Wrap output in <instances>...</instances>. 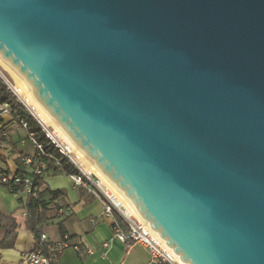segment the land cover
Here are the masks:
<instances>
[{
  "label": "water",
  "instance_id": "obj_1",
  "mask_svg": "<svg viewBox=\"0 0 264 264\" xmlns=\"http://www.w3.org/2000/svg\"><path fill=\"white\" fill-rule=\"evenodd\" d=\"M0 60L183 264H264V0H0Z\"/></svg>",
  "mask_w": 264,
  "mask_h": 264
},
{
  "label": "built area",
  "instance_id": "obj_2",
  "mask_svg": "<svg viewBox=\"0 0 264 264\" xmlns=\"http://www.w3.org/2000/svg\"><path fill=\"white\" fill-rule=\"evenodd\" d=\"M0 79L17 98V102L26 109L29 116L39 127L40 132L50 142L56 152L54 153L55 155L46 153L42 144L36 139L35 132L29 130L25 120H20L16 125L18 129L24 131L26 135L25 141L32 146L33 152L20 155L18 164L25 173L30 175L17 174L11 171L8 173L7 164L0 162V188L14 196L17 203L22 196L24 198L28 196L34 198L38 191L34 186V177L44 178L45 175L54 172L64 174V166L70 165L76 170V173L65 175L69 178L72 187L75 190L84 191L86 195L91 196L102 205V213L98 220L110 223L111 232L115 239L122 242L126 247L140 245L145 248L149 255L148 264H175L171 253L165 249L159 239L149 234L145 224L131 217L120 204L116 203L108 191L101 186L99 180L94 175L84 171L77 157L35 117L33 111L14 93L7 81L2 76H0ZM7 119L13 121L12 112L7 103L0 101V147L9 138L8 132L2 128L3 122ZM16 187L21 189L17 190L15 189ZM58 212L64 217H69L72 214L69 209H60ZM22 217H25L24 212ZM90 222L94 224L96 221L91 220ZM39 241L40 243L46 242V235L41 234ZM108 248V243H103L94 248L72 244L69 237L64 235L58 242L51 244L46 251H43L41 246H37L34 249L23 252L16 264H53L56 258L68 249H72L75 252L83 251L89 256L99 253L100 257L104 258Z\"/></svg>",
  "mask_w": 264,
  "mask_h": 264
},
{
  "label": "crops",
  "instance_id": "obj_3",
  "mask_svg": "<svg viewBox=\"0 0 264 264\" xmlns=\"http://www.w3.org/2000/svg\"><path fill=\"white\" fill-rule=\"evenodd\" d=\"M13 123V121L8 119L3 122L2 128L8 132L9 138L0 147V156L5 159L7 167L11 172L16 171L20 155L23 153L31 154L26 149L29 143L25 142L19 135V129H14ZM43 188L50 191H61V196L54 200L53 204L61 206L63 209H69L72 213L69 217H64L58 213L59 218L49 221L47 224L53 225L50 233L46 232L43 227L41 234L46 235L47 241L42 244L46 249L61 239V235L57 230L58 223H62L65 235L69 237L72 244L93 248L103 243L109 244L104 258H101L99 253L89 256L83 251L75 252L72 249H68L62 252L53 264L149 263V255L145 248L140 245L126 247L122 242L113 237L110 223L98 220L102 213V205L91 196L86 195L84 191L75 190L65 174L54 172L45 175L43 178ZM2 192L4 193L5 190L0 188V193ZM10 198L16 200L14 196ZM52 205H49V207L52 208ZM51 212L49 215L52 216L56 211L52 210ZM12 217L14 216L12 215ZM91 220H95L96 222L92 224ZM3 236L4 232L1 239ZM34 245L35 240L31 232L24 229L18 230L15 234L13 247L11 249H0V264H16L20 260L22 253L32 249Z\"/></svg>",
  "mask_w": 264,
  "mask_h": 264
},
{
  "label": "trees",
  "instance_id": "obj_4",
  "mask_svg": "<svg viewBox=\"0 0 264 264\" xmlns=\"http://www.w3.org/2000/svg\"><path fill=\"white\" fill-rule=\"evenodd\" d=\"M0 101L5 102L9 105L10 110L13 116V122L17 124L20 120H25L28 124L29 130L35 132V137L40 142L46 153L53 154L55 149L50 144V142L45 138V136L40 132L39 127L34 122V120L29 116L26 109L17 102V98L13 93L7 89L5 83L0 79ZM1 139V137H0ZM24 154V153H23ZM0 162L5 164V159L0 156ZM8 172V170H7ZM17 174L30 175L25 173L22 168H20L17 163V169L15 171ZM10 173V171L8 172ZM76 173V170L70 166H64V174ZM34 186L38 189L36 197H20L18 199V204L22 207V211L25 213L23 217V222L18 223L15 217H7V222L5 225L4 236L0 241V249H11L14 244L15 234L18 230L24 229L33 234L35 240V245L32 249L37 246H41L43 251H46V248L42 243H40L39 238L42 233V229L45 224L49 221L59 218L58 210L63 209L61 206L53 204L54 200L61 196V191H50L49 189L43 188V178L34 177ZM15 189L20 190V187ZM16 191V190H15ZM53 204V205H52ZM52 205V208L49 207ZM55 210L56 212L51 216L49 213ZM57 230L62 236L65 235L64 228L62 223L57 224Z\"/></svg>",
  "mask_w": 264,
  "mask_h": 264
},
{
  "label": "bare ground",
  "instance_id": "obj_5",
  "mask_svg": "<svg viewBox=\"0 0 264 264\" xmlns=\"http://www.w3.org/2000/svg\"><path fill=\"white\" fill-rule=\"evenodd\" d=\"M0 69L6 73V75L10 78V86L13 89L14 93L20 97L25 104H27L29 107L33 108V113L35 117L46 127H50L54 134L57 135V137L60 139V141L66 145V147L69 149V151L74 154L81 167L84 169V171L94 175L100 182L101 186L108 191V193L111 195L112 199L120 204L123 209L134 219L144 223L142 219L138 216L133 206L129 203L125 197L100 173V171L88 160L72 143L71 141L63 134V132L59 129V127L42 111V109L38 106V104L35 102L31 94L29 93L26 85L22 81V79L13 71L11 70L7 65L3 63L2 60H0ZM147 227V230L150 235L157 238V235L147 226L146 223H144ZM162 242V241H161ZM162 245L167 249L171 255L173 262L175 264H183L181 263L178 258L171 252L169 248H167L163 243Z\"/></svg>",
  "mask_w": 264,
  "mask_h": 264
},
{
  "label": "rangeland",
  "instance_id": "obj_6",
  "mask_svg": "<svg viewBox=\"0 0 264 264\" xmlns=\"http://www.w3.org/2000/svg\"><path fill=\"white\" fill-rule=\"evenodd\" d=\"M0 76H2L4 78V80L7 81L8 84H10V82H11L10 78L1 69H0ZM27 107H29V106L27 105ZM29 108H31L33 110L32 107H29ZM12 126L14 127V129H18L16 124L13 123ZM47 128L49 129L50 132L54 133L50 127L47 126ZM18 132H19V135L25 141L26 135H25L24 131L19 129ZM55 136H57V135L55 134ZM26 149L30 153L33 152V148H32V146L30 144L27 145ZM11 196L12 195H10L6 190H5L4 193L3 192L0 193V239H1L2 235H3L4 230H5L7 217H11L13 215L16 218V221L18 223H22L23 222L22 207L19 206V204L17 203L16 200H12L10 198ZM51 213H53V212H51ZM52 227H53V225H51L50 223L49 224H45L44 225V230L46 232L50 233Z\"/></svg>",
  "mask_w": 264,
  "mask_h": 264
}]
</instances>
